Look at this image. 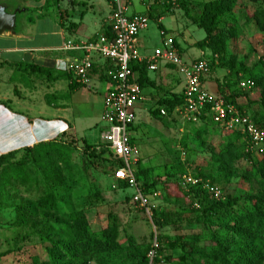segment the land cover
<instances>
[{
    "label": "rangeland",
    "instance_id": "1",
    "mask_svg": "<svg viewBox=\"0 0 264 264\" xmlns=\"http://www.w3.org/2000/svg\"><path fill=\"white\" fill-rule=\"evenodd\" d=\"M73 1L74 3L71 4L68 0H61L58 8L47 4L46 7L41 8V11L46 17L51 18L50 20H56L59 10L66 11L68 18H65V21L74 23L78 22V15L82 13L85 25H91L100 16L101 19L106 16L98 10V7L85 12L83 3L89 5V0ZM139 1H133L134 9L138 10L139 15L146 16L144 5H141ZM148 1L145 4H148ZM155 1L148 29L141 32L137 38L138 53L141 56H150L155 48L161 46L159 35L161 23L165 29L162 31L167 36L169 35L175 44H179L182 52L181 58L185 64L201 57L208 61L214 60L215 53L193 48L195 43L205 37L204 32L197 28L202 5L212 0ZM232 1L235 3L233 12L223 17L219 24L227 38L223 56L220 62L217 59V64H213L210 73L205 75L206 80L203 87L212 95L222 98L232 94L230 99H233L234 105L241 108L245 115L264 123V104L259 87H254L250 91H239L235 85L229 90L224 88L225 91H220L222 86L226 87V83H233L235 79L239 82L250 79L264 80V66L260 63L264 58V25L258 24L255 17L260 12L264 13V0ZM32 5L33 11L43 6L42 3ZM169 5L170 7L167 8ZM29 16L36 24L31 28L24 45L38 47L58 45L60 38L51 34L54 30L52 22L47 20L37 22L34 14ZM157 18H161V22H158ZM229 28L234 29L235 34L232 37L229 36ZM18 29L17 24L16 31ZM92 31L91 26L88 25L85 35H93ZM42 33H47V35ZM66 36L76 38L68 34ZM40 54L45 59H51L55 55L62 56L50 51ZM232 60H234L233 65L230 64ZM158 66V70L150 72L149 75L156 81L159 88L155 91V95L154 90L149 87L142 89V99L135 111L136 120L133 125L135 130L129 131V136L135 140L139 151L138 169L144 174L140 176V184L149 186V190L158 194L156 210L157 217L163 224L161 231L156 230L143 211L130 203L127 196L130 197L132 190H125L121 184L115 182L113 179L114 162L112 164L107 162L108 160L105 161L108 153L101 143L100 134L106 126L100 121V117L104 97L111 87L102 74L92 68L87 85L68 96L65 81H58L48 89L46 85L38 86L37 78L33 80L26 78L30 79V82L25 80L23 83L19 79V74L12 77L6 67L2 69L0 101L3 100L2 103H5V100L12 101L5 103L11 111L29 119L59 118L71 128L66 131L67 136L56 138L61 140V143L64 141L70 154L69 158L66 161L52 160L49 162V165L56 169L55 176L58 183L48 181L44 172L31 162H26L22 167L21 177L9 175L4 179L1 178L0 171V254L7 252V255L0 260V264H53L49 251L54 248L49 241L57 240L58 236H47V231L48 227L56 226L54 220L49 218L43 221L44 219L39 215L38 220L42 221V224H37L34 230L26 228L27 230L22 232L17 227L19 208L35 204L40 197L48 193L53 194L57 206L63 212H83L86 215L88 230L92 237L101 234L107 226L116 225L117 243L120 249L105 256L107 264H135L139 259L136 257L135 247L142 249L148 247L149 252L156 253L158 236H163L170 242H175L177 239L191 241L195 237L197 239L195 247L198 252L208 256L217 249L218 243L229 240L226 229L229 216L243 208L250 197L262 195L261 188L258 187L256 181L244 179V171L256 164H249L245 159H240L235 162L234 173L227 183L216 180L220 167L214 162L213 156L219 153L225 143L227 133L217 127L213 129L200 124H186L177 121L174 116L173 118L160 117L158 111L163 107L161 102L171 98L174 93H181L183 78L175 68L166 67L162 63ZM95 74H98L104 82H99ZM166 75L169 77L165 79V83L161 82L160 77ZM215 85L218 90L217 94ZM14 87L22 94L26 90L25 93L29 99L17 101L13 98ZM52 93H56L57 100L53 102L56 108L44 103V96ZM40 113L41 115L53 114V116H37ZM208 126L215 125L209 124ZM86 145L92 149L98 159L87 157ZM25 156L23 152L17 153L9 166H15V163L25 159ZM261 158H264L263 154L254 155L252 161L256 162ZM183 174L213 178L215 181L213 186L218 189L220 197L204 194L201 197L205 198L204 200H197L187 196L182 190L187 192L189 188L186 190L180 185ZM227 198L240 200L231 212L222 205ZM131 242L133 245H130ZM163 249L161 264H210L211 262L210 259L196 257L192 261L186 260L182 263L179 261L180 250L168 245H165ZM61 262L63 264H96L92 261L75 260V258L71 260L65 256Z\"/></svg>",
    "mask_w": 264,
    "mask_h": 264
},
{
    "label": "trees",
    "instance_id": "2",
    "mask_svg": "<svg viewBox=\"0 0 264 264\" xmlns=\"http://www.w3.org/2000/svg\"><path fill=\"white\" fill-rule=\"evenodd\" d=\"M54 1L57 2L58 0ZM251 1L255 2L256 0ZM234 8L235 3L232 0H212L203 3L201 13L197 20V28L204 32L205 37L203 40L195 43L193 48H197L198 50H208L215 53L214 55L218 57V62H220L227 44L225 33L219 26L220 20L226 15L231 14ZM255 17L257 18L258 24L264 25L263 12L256 14ZM162 30V26L159 25V31ZM228 32L230 37L235 34L234 29L232 28H229ZM110 36L111 34L109 30V32L107 31L105 34V37L109 38ZM174 45L181 55L182 52L178 44L174 43ZM260 63L264 66V58ZM106 64L109 66V63L106 62ZM230 64L233 65L234 60H232ZM26 69L31 74L38 75L47 82H54L57 79V77H53L52 71L48 68L28 65ZM130 70L132 73V81H135L141 89L149 87L155 92L159 88L157 87L155 81L149 79L145 63H132L130 64ZM62 76L67 80L69 79L70 82L68 85V96H71L76 90L84 87V85L76 83L70 74L66 73L62 74ZM102 77L109 82L106 77V73L102 74ZM250 80L254 83L255 87H259L261 89V98L264 104V80ZM239 83L240 82L235 79L233 83H226V87L222 86L220 91H225L224 88L229 90L235 85L240 91L241 89L239 88ZM231 95L228 97L223 96V99L226 103L234 105L233 99H230ZM182 103V94H173L171 98L165 99L161 102L163 107L158 111V113L160 115V111L163 110L166 113L165 117H172L174 110L180 107ZM236 107L240 112H243L241 108L238 106ZM160 117L163 116L160 115ZM172 120L175 121L174 119ZM251 120L257 127L264 128V123H260L253 118ZM200 124L213 129L215 127L208 126L210 124L209 120L204 117L201 119ZM134 130L135 127H131L130 131ZM64 136L67 135L64 133L62 137ZM130 143L135 145V140L132 137H130ZM19 152L26 154L25 159H21L16 162L15 166H9ZM85 152L87 153L88 158L98 159V156H95L96 154L88 145L85 146ZM260 154L264 155V149H262L261 152L256 153L246 152V140L244 136L237 132H228L225 143L221 147L219 153L213 156L214 162H216L220 167L219 175L216 180H221L222 183H227L232 178L234 173L233 166L235 162L240 159H245L249 164L256 165H253V167L249 170L247 169L244 171V179L246 181H256L258 187L261 188L262 195L260 197H250L246 201L243 208L238 209L235 214L229 216V220L226 222V229L229 234L228 241L226 240L224 243H218L216 245L217 249L214 250L210 256H208L198 252L195 247V243L197 241L195 237L191 241L177 239L175 242H170L167 238L158 236L156 239L158 246L157 252L154 254L152 259L147 257L150 248H134L136 257L137 259L139 258L135 264H161V257L163 255V248L165 245H168L173 249L180 250L181 256L179 257V261L182 263L186 260L192 261L194 258L200 257L202 259H210V264H264V158H261L256 162L252 161V157H254V155ZM69 155V151L66 149L64 141L61 143V140L41 143L32 148H26L22 151L2 155L0 156L1 178L6 179L9 175L21 177L23 172L22 167H24L26 162H31L35 164L40 171L42 170L44 172L48 181H55L58 183L55 176L56 169L52 165H49V162L52 160L66 161L69 158ZM107 155L108 157L105 161L108 160L107 162H111L112 164L114 162L115 168L113 170L117 169L119 167L118 161H116V159H114L109 153ZM139 163L135 171V178L138 183H140V176H144L143 172L138 169ZM194 177L207 181L212 185H214L213 183L215 182L213 178L208 179L196 174ZM121 187L127 190L126 185L121 184ZM141 188L147 195L155 193L154 191L149 190V186L143 183L141 184ZM182 191L187 196L193 197L197 200H204L205 198L201 197H203L204 194H207L200 187L189 188L187 192L184 190ZM127 199L130 201V197L127 196ZM239 201L240 200L236 198H227L222 205L227 209V211L231 212L232 208L237 207ZM17 213V227L21 229L22 232L26 228L34 230L37 224L41 225L42 221L40 222L38 220L40 217L44 219L43 221H46L49 218L54 220L56 226L48 227L47 231V236H58L57 240L49 241L52 243L54 248V250L49 251L50 260L53 264H63L61 260L64 256L70 258L71 260L75 258V260H84L86 262L92 261L96 264H107L105 256L111 255L116 250L120 249V246L117 243L118 230L115 224L107 226L104 230H102L101 234L96 237H92L88 230L86 215L83 212H63L57 206V201L53 194L48 193L43 195L35 204L19 208ZM157 216L156 210L152 217V224L156 230L161 231L163 229V224ZM24 236H26V234ZM130 245H133V243L131 242ZM6 255L7 252L1 253L0 260Z\"/></svg>",
    "mask_w": 264,
    "mask_h": 264
},
{
    "label": "built area",
    "instance_id": "3",
    "mask_svg": "<svg viewBox=\"0 0 264 264\" xmlns=\"http://www.w3.org/2000/svg\"><path fill=\"white\" fill-rule=\"evenodd\" d=\"M134 0H108L110 5L109 30L111 36H99L94 41L78 46L68 42L63 45L65 51L81 52V58L68 61L65 68L76 83L87 85L93 68L92 55L109 63L106 77L110 85L103 100L100 121L106 126L100 134L101 143L107 153L119 163L113 179L132 190L130 203L139 208L152 222L157 209V193L147 195L141 184L136 181L135 171L140 156L136 145L130 143L129 131L136 120V107L142 99V89L132 81L130 64L145 63L148 72H156L159 63L175 68L183 78V103L174 110L173 116L186 124H200L204 117L210 124L223 132H237L246 140V152L256 153L264 149V128L257 127L252 120L240 112L233 104L226 103L221 96H215L203 88L202 79L210 73L214 60L200 58L185 64L174 42L163 31H159L161 46L153 50L150 56H141L137 51V38L149 25V18L144 15L130 14ZM145 4L147 0H140ZM255 85L251 80L241 81L239 88L250 91ZM160 115L165 117V111ZM184 189L200 187L212 197H220L218 189L207 181L190 175H184L180 183ZM153 252L148 258L154 257Z\"/></svg>",
    "mask_w": 264,
    "mask_h": 264
},
{
    "label": "crops",
    "instance_id": "4",
    "mask_svg": "<svg viewBox=\"0 0 264 264\" xmlns=\"http://www.w3.org/2000/svg\"><path fill=\"white\" fill-rule=\"evenodd\" d=\"M71 4L74 3L73 0H68ZM148 1V0H147ZM61 0L55 2L54 0H0V5L4 6L7 13L16 12V26L18 24V30L15 36H10L8 34H4L0 36V74L2 69L5 67L8 69V73L12 74L14 77L16 74H19V79L21 82L25 83L30 79L26 78H37L36 80L39 81L38 86L46 85L45 87L52 88L58 81H65L67 82V89L69 85V79H65L62 74H66L65 68L68 64L69 59H77L81 58L83 54L81 52L75 51H65L63 50V45L70 42L75 46L80 44H87L91 41H94L99 36H105L107 31L109 32V15H110V5L108 0H89V5L83 3L85 6V12H88V9H95L98 7V10L106 15L104 18L101 19V16L98 20H95L89 25L92 28V32H94L91 36L85 35V30L88 25H85L84 15L79 13L78 15V22H68L65 21V18H68V14L66 11L59 10L58 16H56V20H50L44 15L41 11V8L46 7L47 4L50 6L54 5L58 8L60 6ZM140 2V1H139ZM163 3L162 1H160ZM169 2V1H168ZM33 3H42V7L35 8L33 11ZM141 3V2H140ZM156 3L155 0H149L148 4L144 5V9L146 11V16L150 20V14L153 10V5ZM169 4V3H167ZM87 5V6H86ZM140 5V6H141ZM164 5V3H163ZM142 7V6H141ZM170 7L167 6V8ZM87 10V11H86ZM138 11V10H137ZM135 9L132 3L129 12L130 14H139ZM84 12V14H85ZM149 13V14H148ZM30 14H34L36 17L37 22H44L47 20L48 22H52L53 25V32L51 33L53 36H58L60 39L58 40V45L53 47H38L26 44L24 45V41L28 39V34L32 27H35V22L29 16ZM145 16V15H144ZM50 20V21H49ZM68 20V19H67ZM158 22H161V18H157ZM161 25V23H160ZM163 28V27H162ZM148 29V28H147ZM146 29V30H147ZM163 30H165L163 28ZM47 35V33H42ZM69 36H76V38H67L66 35ZM168 37H170L168 35ZM174 39V38H173ZM22 40V42H21ZM22 43V44H20ZM178 44V43H177ZM139 45L137 41V46ZM179 46V44H178ZM180 48V46H179ZM181 50V48H180ZM53 52L57 54H61V57H57L58 55L53 56L51 59H45L40 53L41 52ZM39 53V55H36ZM25 56L29 57V61L25 62ZM93 58V67L99 74H104L105 71L108 69L107 64L105 61L100 60L97 56L92 55ZM28 65H34L39 67L48 68L52 71L53 77H57L56 81L54 82H47L45 79L41 78L38 75H33L27 71ZM170 68V67H169ZM150 72L147 73L150 80ZM97 79L100 82L101 79L98 74ZM169 75L161 76L159 80L165 83V79L168 78ZM206 77H203L202 84H204ZM155 81V80H153ZM104 82V81H101ZM156 82V81H155ZM107 83V82H106ZM203 86V85H202ZM215 85V92L218 93V90ZM204 88V87H203ZM25 89V87H24ZM205 89V88H204ZM206 90V89H205ZM207 91V90H206ZM26 90L22 94L16 87L13 88V98H16L17 101L21 99H29ZM26 94V95H25ZM175 94V93H174ZM182 94V91L181 93ZM31 95L30 93L28 94ZM155 95V92H154ZM56 93L48 94L44 96V103L48 106L55 107L53 102L56 101ZM3 102V100H2ZM0 101V156L6 155L12 152H18L24 150L26 148H32L38 144L46 143L49 140L54 141L57 140L58 136H61L66 133V131L71 128L67 125V123L59 118L56 119H43V118H27L24 115L11 111L9 106L5 103H10L12 101L5 100V103ZM53 116V114H38L37 116ZM179 121L177 118H175ZM175 120V121H176ZM176 121V122H177ZM177 124H179L177 122ZM201 125V124H200ZM50 142V141H49Z\"/></svg>",
    "mask_w": 264,
    "mask_h": 264
},
{
    "label": "water",
    "instance_id": "5",
    "mask_svg": "<svg viewBox=\"0 0 264 264\" xmlns=\"http://www.w3.org/2000/svg\"><path fill=\"white\" fill-rule=\"evenodd\" d=\"M16 12L7 13L4 6L0 5V36L8 34L15 36L16 32ZM25 62L29 61V57L25 56Z\"/></svg>",
    "mask_w": 264,
    "mask_h": 264
}]
</instances>
